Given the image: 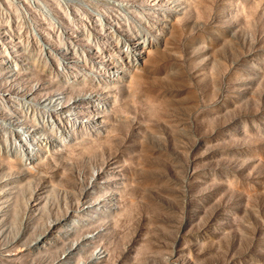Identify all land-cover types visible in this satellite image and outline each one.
<instances>
[{"label":"rangeland","instance_id":"374dc122","mask_svg":"<svg viewBox=\"0 0 264 264\" xmlns=\"http://www.w3.org/2000/svg\"><path fill=\"white\" fill-rule=\"evenodd\" d=\"M0 264H264V0H0Z\"/></svg>","mask_w":264,"mask_h":264},{"label":"bare ground","instance_id":"6f19581e","mask_svg":"<svg viewBox=\"0 0 264 264\" xmlns=\"http://www.w3.org/2000/svg\"><path fill=\"white\" fill-rule=\"evenodd\" d=\"M143 49H145L144 47H143ZM51 102H53L52 100L51 101H49V102H44V103H42L41 102V105L42 104H44V107H46V110L48 111L49 110V112H52L53 114H55V111H58L62 106H63V103H61V102H58V101H55L54 103H51ZM43 106V105H42ZM102 106V105H101ZM98 108L100 109V107L98 106ZM43 109V108H42ZM48 113V112H47ZM52 116V115H51ZM92 116H96V114H92ZM99 117V116H98ZM71 120V119H70ZM66 122V125L67 126H70L71 125V121H65ZM13 123V122H12ZM52 123V122H51ZM10 127H8L7 126V128L8 129H10L11 130V125H9ZM50 126H51V124H50ZM12 127H13V124H12ZM66 126H62V128L60 127V129L59 130H61V131H58L57 132V134L59 135L56 139H58V142H60V141H64V139H63V131H66V128H65ZM21 130H23V129H21ZM55 130H56V128L54 127V125H53V123H52V127L50 128V131H52L53 133H55ZM12 132H13V134H19V133H17L16 131H13V130H11ZM25 131V130H24ZM46 132H39V135H42V136H44V137H46V134H45ZM66 139V138H65ZM55 141V140H54ZM22 143H23V141H22ZM21 147V146H20ZM20 147H19V149H20ZM22 150H23V152L26 154V158L28 159V161L29 160H31L30 158L32 157V158H34L33 156H32V154H31V152L30 151H25L24 150V147L23 148H21ZM23 153V154H24ZM24 156V155H23Z\"/></svg>","mask_w":264,"mask_h":264}]
</instances>
